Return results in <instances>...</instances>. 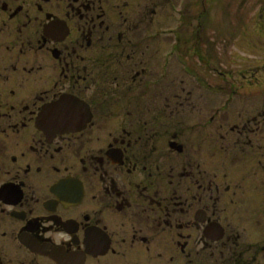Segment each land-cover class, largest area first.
Returning <instances> with one entry per match:
<instances>
[{
    "label": "flooded vegetation",
    "instance_id": "flooded-vegetation-1",
    "mask_svg": "<svg viewBox=\"0 0 264 264\" xmlns=\"http://www.w3.org/2000/svg\"><path fill=\"white\" fill-rule=\"evenodd\" d=\"M207 3L0 0V264H264V74L223 59L212 132Z\"/></svg>",
    "mask_w": 264,
    "mask_h": 264
},
{
    "label": "rangeland",
    "instance_id": "rangeland-1",
    "mask_svg": "<svg viewBox=\"0 0 264 264\" xmlns=\"http://www.w3.org/2000/svg\"><path fill=\"white\" fill-rule=\"evenodd\" d=\"M227 1L229 2L230 0H214V3L216 4L215 6L211 3H207V6L210 5L209 16H206L205 19H203V22L199 20L201 19L199 17V19H196L195 21L193 20V25L191 28L185 26L180 30V33L185 30V32L189 34V31L191 33L193 26L197 25L198 23H201L200 25L202 26L205 23L206 29H208V31H210L209 33L212 35V44L210 48L212 60L210 61L209 68H206L209 72L208 77L211 79L210 81L212 83L213 89L211 93V100L208 98L211 109L213 110V125L211 126L212 132L215 131V128L219 126L218 124H220L221 121H239V117H241V106L251 104V102H249L248 100H239L237 98H234L231 103L230 110L220 116V105L224 99V96L220 94V72L222 70V65L224 62L223 59L228 60V58H241L242 60L243 58V62L239 63V65L245 66L249 69L254 65H260L261 67L257 69V72L259 70L260 71L256 73V75L259 79H261L263 77L262 75L264 74V17L260 16L259 18H249L247 16H243L239 14V12H236L235 6H233L231 12H227V15L226 13L223 14L220 12V9L224 8ZM200 5L201 4L197 2L196 7L199 8ZM233 5H236L238 7L237 2H235ZM155 17L156 20H154L152 23L153 27L156 26V21H159L161 25L164 20L162 16ZM170 25L174 26L175 22L167 24V26ZM170 28L172 27L170 26ZM256 30H259V32H256ZM170 40V37H164L160 42L166 45ZM196 50L198 51V48H196ZM199 54L200 56H202L201 52H199ZM195 56L199 58L197 54ZM207 60H209V58H207ZM196 61L200 62L202 66V62L200 59H196ZM155 69L156 65L152 69L153 72L151 71L152 74H155ZM236 78L241 77L240 75H237ZM179 82L180 90L183 89L185 91H190L192 98L197 97V101H199V103L201 104L202 102H204L203 98L200 97V94H202L203 92L200 89H197L193 85L192 80L189 79V77L184 76L181 71L179 75ZM193 87H195V89ZM262 104L264 106V96L260 97V100H257L256 102L254 101L251 105H258L262 107ZM205 114H207V110L198 113L197 116L201 117ZM244 114L245 112L242 113V116L246 117V115ZM216 143L219 142L216 141L215 144Z\"/></svg>",
    "mask_w": 264,
    "mask_h": 264
},
{
    "label": "water",
    "instance_id": "water-1",
    "mask_svg": "<svg viewBox=\"0 0 264 264\" xmlns=\"http://www.w3.org/2000/svg\"><path fill=\"white\" fill-rule=\"evenodd\" d=\"M59 103H60V102L51 105L52 108H56V107H58V106H59ZM48 108L50 109V106H48ZM46 114H48V112H47V108L44 107L43 110H42V112H41V117H42V118L45 117Z\"/></svg>",
    "mask_w": 264,
    "mask_h": 264
}]
</instances>
